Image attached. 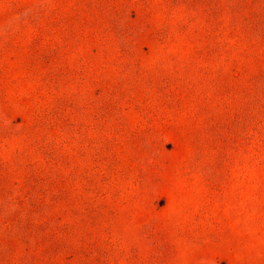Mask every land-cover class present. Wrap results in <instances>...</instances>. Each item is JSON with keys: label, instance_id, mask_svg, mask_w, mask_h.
<instances>
[{"label": "rangeland", "instance_id": "obj_1", "mask_svg": "<svg viewBox=\"0 0 264 264\" xmlns=\"http://www.w3.org/2000/svg\"><path fill=\"white\" fill-rule=\"evenodd\" d=\"M0 264H264V0H0Z\"/></svg>", "mask_w": 264, "mask_h": 264}]
</instances>
